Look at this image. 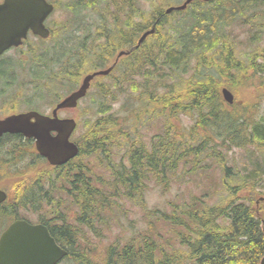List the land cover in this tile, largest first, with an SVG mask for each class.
I'll return each instance as SVG.
<instances>
[{
  "label": "trees",
  "instance_id": "16d2710c",
  "mask_svg": "<svg viewBox=\"0 0 264 264\" xmlns=\"http://www.w3.org/2000/svg\"><path fill=\"white\" fill-rule=\"evenodd\" d=\"M102 2H106L107 12L117 14L116 27L108 32L104 42L87 45L92 57L87 49L78 52L79 76L91 64L92 70L108 66L117 49L138 43L140 35L154 24L156 32L115 68L122 66L121 75L109 86L102 85L100 91L102 97L110 96V102L114 103L124 96L126 101L121 108L127 109L130 116L109 112L113 104L102 103L91 126L77 139L80 154L65 165L46 170L53 172L48 177L51 190L58 187L75 204L79 203L83 211L79 221L90 224L94 218H104L93 210L94 205L100 203L105 205L103 210H115L105 200H112L105 196L107 187L115 186L113 195L119 188L123 189L127 199L145 209L150 181L168 186L170 177L180 166L189 163L194 174L199 162L210 158L221 169L222 177L219 187L191 192L182 202H172L170 210L145 209L146 228L124 242L115 240L102 257H93L86 251L78 231L73 233L68 224L52 228V235L68 251L64 260L72 264H259L264 256V199L259 200L258 205L255 203L259 197H264V192L257 190L255 183L263 180L264 175L252 173L262 167L264 172V159L260 156L264 154V117L259 121L250 117L251 112L244 116L239 110L234 112L221 94L223 85L236 89L244 80V74L249 79L253 74H262L253 58L259 53L247 56L250 58L247 64L248 61L238 56L232 67L228 66L229 62L220 61L222 66H216L215 73L205 76L198 67L210 66L224 58L223 49L231 43L222 36L224 27L245 16L246 11L257 12L256 8L264 4V0H195L185 10L171 13L166 12L167 8L157 7L150 16L139 13L141 9L136 0H132V5L129 0H76L73 20L78 16L87 18V14L82 15L83 11L99 10ZM182 2L174 4L169 0L166 4L170 7ZM136 18H141V22ZM253 24L250 25L254 27ZM262 26L257 27L260 32ZM259 39L260 36L255 38ZM220 42L225 45L221 46ZM67 51H71V47L62 49L61 57L56 60L62 62L61 58L68 56ZM205 56L208 57L201 61ZM195 58L198 60L194 64L196 72L190 76ZM45 67L48 68L47 60ZM115 70L108 76L112 77ZM137 75L144 81H137ZM102 78L105 77H98L97 81ZM139 82L144 83L142 89L138 88ZM145 115L162 121V132L154 135L161 136L160 139L152 138L150 144L143 134H138L139 117ZM183 115L195 118L190 128L178 125ZM228 116L235 119L234 124ZM116 146L126 147V162L114 161L112 150ZM235 148L248 151L251 154L248 153V157L258 163L252 170L247 168L250 164L247 165L245 170L249 174L234 172V165L227 163V155ZM82 156L104 162L112 186L93 185L90 175L95 171L90 164L79 161ZM259 158L263 165L259 164ZM42 177L40 174L35 182L19 186L10 207L37 212L45 203L47 208H54V198L50 201L46 194L42 198ZM2 208L0 216L12 214ZM18 217L15 215L14 219ZM59 218L62 219L58 215L53 220L59 221ZM39 222L51 226L48 219Z\"/></svg>",
  "mask_w": 264,
  "mask_h": 264
},
{
  "label": "rangeland",
  "instance_id": "374dc122",
  "mask_svg": "<svg viewBox=\"0 0 264 264\" xmlns=\"http://www.w3.org/2000/svg\"><path fill=\"white\" fill-rule=\"evenodd\" d=\"M136 1L141 9L139 13L146 16L155 14L157 7L166 9L169 6L166 4V2L169 0ZM170 1H172L174 4H177L183 0ZM129 2L132 5V0H129ZM75 3L76 0H67L66 4L61 2L59 9L51 15L48 21L49 26L52 27H57L60 24V29L58 32L61 34V36L59 38L54 37L46 41V43L43 45L44 48L39 51L40 57L47 54L45 58L48 63V68H46L45 71L58 73L71 68L74 60L73 49L76 48L77 53L83 52L87 49V45L90 41V35L94 36V33L97 31H107L103 21H106L108 24L107 26L110 28L113 26V29H115L116 27L114 20L117 17V14H111L110 12L106 11V2H102L99 10L83 12L82 15L87 14V18L84 16H78L73 20V7ZM213 5H215V3H213ZM256 10L257 12H252L251 14H249L250 11H246L245 16L238 18L233 24L224 27L222 36L225 37L224 39L226 41H231V43L227 41L229 44L223 49V53H225L224 58L212 63L210 66H202L198 68H201L200 74L205 76L206 73H215L217 69L216 66H222L220 61H227L230 63L228 66L232 67L235 65V56L248 61L250 58L247 59V56L252 55L253 53H259L258 56L253 58H255L257 66L261 70L262 74L260 75L251 73V75L253 74L254 76L250 79L247 78L246 74H244V80L237 85L236 89L232 88L238 97V100L234 101L232 104L230 103L229 105L234 109V112L239 110L243 113L242 116L251 112L250 117H254L255 120L261 121V119L264 117V4H259ZM173 20L175 21L176 19L174 18ZM136 21L141 22V18H136ZM252 23H254V27L250 25ZM256 24L263 25L261 32L257 28L260 25L258 26ZM52 30L55 31L56 29ZM259 36L260 39L258 41L255 40V38H258ZM219 44L221 46L225 45L224 42H220ZM55 45H59L56 50L71 47V51H67L68 56L65 55L63 58H61L62 62L54 59L56 56V54H54ZM207 57L208 56H205L201 61L205 60ZM195 59L191 65V71L188 73L190 76L193 72H196L194 64L197 63L198 60ZM247 63H249V61L245 64ZM251 63L254 64V61L251 60ZM121 69L122 66H120L113 73L112 77L97 81V83L90 90L89 95L81 102L78 108L74 110L69 109L68 112L71 113H61L62 116H66L67 114L69 117H74L78 120L79 125L72 137L73 140H77L87 131V129L91 126L92 120H94L96 116L95 112H97L100 105H102V103H106V101L113 104L112 106L110 105L112 108L109 110V112L112 111L122 117L130 116V113L127 111V109L121 108L126 101L124 96L114 103L110 102V96L102 97L104 95H100V91L103 88L102 85L109 86L112 84V82L115 81V77L121 75ZM140 77L141 75H137V81H144ZM232 77L234 78V76ZM142 84L144 83H138L139 89H142ZM15 88L16 87H14V89ZM112 89L115 90L114 87H112ZM51 106L50 100L46 98L44 107L46 113L50 111ZM228 118L231 120L232 124H234L235 119L232 116H228ZM139 119L140 121L137 123L139 128L138 134H143L148 144L151 143L152 138L160 139L161 136L159 138L154 136L163 130L162 121L160 118H150L148 115H145L142 117L140 116ZM194 123V117L183 115L181 116L178 125L185 128H190ZM125 152V146L114 147L112 150L114 161L126 162L127 156ZM248 153V151L245 152L240 150V148H235L227 155V163L229 166L234 165L232 169L234 172L239 171L248 173L245 168L249 164L250 166L247 167L249 170H252L255 167L257 162L254 160L253 163V159L252 157H248ZM262 155L264 154L260 155L261 160L264 159L262 158ZM22 156L23 159H27L30 163H33V159L38 161V159L34 158V156ZM89 158L82 156L79 161L88 163L91 165V167H93L95 173L93 172L90 175L91 183L100 188L102 187V184H110L112 186V178H110L111 175L105 168V163L100 160H95L93 157ZM261 160L259 158V164L263 165V161L261 162ZM200 166H202L203 169H201ZM262 168L257 172H253L252 174L260 172L261 175H264ZM20 169H22V166L15 164V174L19 173ZM221 177V169H219L215 161L210 158L200 161L198 167L195 169L194 174H191L189 163L186 166H180L176 174L170 177L168 186L158 184L154 180L150 181L149 188L145 195V209L170 210L172 202H182L184 199L189 197L191 192L200 193L209 186L218 185L219 187ZM255 186L257 190L264 192V176L263 180H258L257 184L255 183ZM113 187L115 186L107 187L105 189V196L112 198V200H109V198H106L105 200L107 201V204L111 203L115 207V210L109 212L108 208L106 210L102 209L105 208V205L100 203L98 206L94 205L93 210L97 213L99 212L102 217L104 216V218L100 220L94 218L90 221V224H85L79 221V216L83 212L82 208L79 206V203L77 205L73 204L72 198L58 187H56L53 191H50L48 183H44V189L49 190L48 196L55 199L56 206L54 208H47L46 206L44 208L41 206V210L37 212L30 209H22L21 207L17 210H14L10 207V210L14 216H25L33 222H37L40 219H48V221H50L49 224L51 227L55 229H57V226L60 227L62 223L68 224L73 233L78 231L79 239L85 243L84 248L86 251H88L93 257H102L109 244L115 240H121L123 242L126 241L130 236L137 234L138 230L146 228L148 221L146 211L142 206L127 199L123 195V189L121 190V188H119L116 194L113 195ZM30 200H33V198H30ZM257 200L255 205H258ZM101 205L103 207H101ZM58 215H60L62 219L59 218V221L53 220ZM59 264L72 263L69 260H64Z\"/></svg>",
  "mask_w": 264,
  "mask_h": 264
},
{
  "label": "water",
  "instance_id": "95a60500",
  "mask_svg": "<svg viewBox=\"0 0 264 264\" xmlns=\"http://www.w3.org/2000/svg\"><path fill=\"white\" fill-rule=\"evenodd\" d=\"M194 0H186L182 5L167 9L184 10ZM210 1V0H204ZM53 5L46 0H4L0 3V54L11 45L21 43L28 29L47 37L49 30L43 22L52 12ZM155 26L140 37V45L150 34L155 33ZM131 51H121L119 57ZM116 65L114 63L106 70L88 74L80 88L62 100L54 109L53 116H44L38 112L12 115L0 121V137L5 132L22 133L34 137L37 150L45 156L52 165H61L79 154V147L70 140L77 127L73 118H59L58 110L75 107L84 97L91 81L98 75H107ZM224 99L234 102V94L230 89H222ZM36 117L32 122L31 118ZM52 131L57 132L52 135ZM6 194L0 191V202L6 199ZM67 254L49 229L41 224H32L26 220H16L0 236V264H57ZM264 264V256L260 261Z\"/></svg>",
  "mask_w": 264,
  "mask_h": 264
},
{
  "label": "flooded vegetation",
  "instance_id": "af4514ba",
  "mask_svg": "<svg viewBox=\"0 0 264 264\" xmlns=\"http://www.w3.org/2000/svg\"><path fill=\"white\" fill-rule=\"evenodd\" d=\"M59 29L60 27L56 28V33ZM57 35L61 36L60 33ZM43 42L44 38L28 29L26 37L19 45L10 46L0 54V120L31 111L51 115L56 104L77 89L79 75L76 48L73 47L74 60L71 70L52 73L45 71L47 54L39 56ZM58 46H54L55 60L62 55V49L56 50ZM48 97H52L50 100H53L54 104L50 112L46 113L44 107ZM68 110L69 108L61 110L60 117H68L67 114L66 116L60 114L62 112L71 113ZM22 155L34 156L38 161L33 159V163H30L27 159H23ZM40 157L34 138H28L21 133L3 134L0 138V190L11 197L12 193L17 192L24 182H35L37 179L34 176L39 173L42 176L45 175L46 171H43L45 160ZM15 164L22 166L17 174H15ZM16 176L21 178L18 179ZM44 183L47 181L45 180ZM10 206V201L0 204V207L5 208L7 212H11ZM12 216L14 215L9 213L0 216V234L13 221Z\"/></svg>",
  "mask_w": 264,
  "mask_h": 264
},
{
  "label": "bare ground",
  "instance_id": "6f19581e",
  "mask_svg": "<svg viewBox=\"0 0 264 264\" xmlns=\"http://www.w3.org/2000/svg\"><path fill=\"white\" fill-rule=\"evenodd\" d=\"M173 11H180V10H171L170 12H168V11H166L167 13H171V12H173ZM233 103V102H232ZM231 103V104H232ZM34 224H41V225H43V226H45V227H47L50 231H52V227L51 226H48L47 224H44V223H42V222H39V221H37V222H35ZM63 249L64 250H66L64 247H63ZM66 252H67V254L62 258V259H60L59 261H63L64 260V258L68 255V251L66 250Z\"/></svg>",
  "mask_w": 264,
  "mask_h": 264
}]
</instances>
